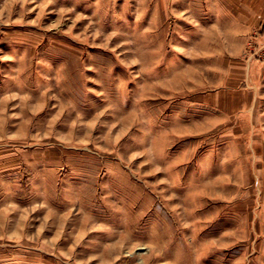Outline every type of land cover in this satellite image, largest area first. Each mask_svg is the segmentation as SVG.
<instances>
[{
    "label": "rangeland",
    "instance_id": "rangeland-1",
    "mask_svg": "<svg viewBox=\"0 0 264 264\" xmlns=\"http://www.w3.org/2000/svg\"><path fill=\"white\" fill-rule=\"evenodd\" d=\"M0 264H264V0H0Z\"/></svg>",
    "mask_w": 264,
    "mask_h": 264
}]
</instances>
